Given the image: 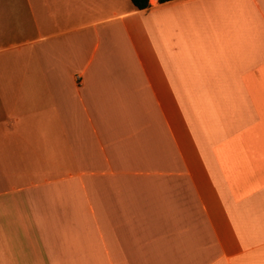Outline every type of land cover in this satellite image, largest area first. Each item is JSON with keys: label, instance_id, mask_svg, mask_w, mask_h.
<instances>
[{"label": "crops", "instance_id": "1", "mask_svg": "<svg viewBox=\"0 0 264 264\" xmlns=\"http://www.w3.org/2000/svg\"><path fill=\"white\" fill-rule=\"evenodd\" d=\"M0 264H264V0H0Z\"/></svg>", "mask_w": 264, "mask_h": 264}, {"label": "trees", "instance_id": "2", "mask_svg": "<svg viewBox=\"0 0 264 264\" xmlns=\"http://www.w3.org/2000/svg\"><path fill=\"white\" fill-rule=\"evenodd\" d=\"M170 0H160V2H167ZM132 3L134 6H136L139 9H144L150 6V0H132Z\"/></svg>", "mask_w": 264, "mask_h": 264}]
</instances>
